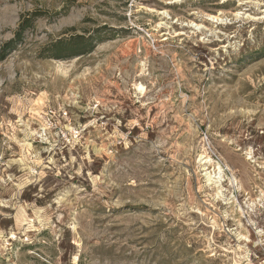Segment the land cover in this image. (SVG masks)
Listing matches in <instances>:
<instances>
[{
    "label": "rangeland",
    "instance_id": "374dc122",
    "mask_svg": "<svg viewBox=\"0 0 264 264\" xmlns=\"http://www.w3.org/2000/svg\"><path fill=\"white\" fill-rule=\"evenodd\" d=\"M0 264H264V0H0Z\"/></svg>",
    "mask_w": 264,
    "mask_h": 264
},
{
    "label": "bare ground",
    "instance_id": "6f19581e",
    "mask_svg": "<svg viewBox=\"0 0 264 264\" xmlns=\"http://www.w3.org/2000/svg\"><path fill=\"white\" fill-rule=\"evenodd\" d=\"M177 2V1H176ZM239 15V14H238ZM237 15V16H238ZM210 19L211 20H214V21H219L220 19H218V18H216V17H210ZM209 19V20H210ZM139 89H140V91L142 92V93H144V87H142V86H140L139 87ZM38 114V113H37ZM247 156H249V160L250 161H252L253 160V157H252V153H247L246 154ZM222 160L224 161V157L222 158ZM200 164L201 165H203L204 167H205V169H204V172L205 171H208L209 170V166L210 165H213V164H215V162H214V160H213V158L212 157H210V156H207V155H204V156H201L200 157ZM217 168L216 169H218V171H219V179L218 178H216L214 175H211L210 174V172L208 171V172H206L204 175L207 177V180H208V182H209V186H211V185H215L216 187H218V188H220V187H223L222 186V180H223V178H222V175L224 174V170H223V166H221V164L220 163H218L217 165ZM229 166V165H228ZM203 167V168H204ZM202 168V169H203ZM230 169H232V168H230ZM231 171V170H230ZM234 171V170H233ZM217 172V171H216ZM217 176V175H216ZM217 179V180H216ZM236 180V179H235ZM235 180H232L233 182H231V185L230 186H233V184L232 183H234L235 182ZM230 184V183H229ZM236 184V183H235ZM237 187V186H236ZM235 188V187H234ZM238 189V188H237ZM222 195H223V190H221V189H218V193H217V196L216 197H218V198H220V197H222ZM242 213V212H241ZM244 213V212H243Z\"/></svg>",
    "mask_w": 264,
    "mask_h": 264
},
{
    "label": "trees",
    "instance_id": "16d2710c",
    "mask_svg": "<svg viewBox=\"0 0 264 264\" xmlns=\"http://www.w3.org/2000/svg\"><path fill=\"white\" fill-rule=\"evenodd\" d=\"M30 26H31V20L30 19L25 20L20 25L17 36L20 37L22 35V33L24 32V30H27ZM75 39L76 40L68 41L67 43L64 40L63 41L61 40V41H58V43H55V45L52 46L53 51L51 50V52H56V53L58 52V53H57V55H53V56L57 59H61L62 55H59V54H61V52L63 50H65V47H67V46L72 45L71 50H73V53L80 51V49L83 47L88 46L87 42H85V39H83L82 37H78ZM78 44L80 45V47ZM68 50H69V48H68Z\"/></svg>",
    "mask_w": 264,
    "mask_h": 264
},
{
    "label": "built area",
    "instance_id": "2783aa9c",
    "mask_svg": "<svg viewBox=\"0 0 264 264\" xmlns=\"http://www.w3.org/2000/svg\"><path fill=\"white\" fill-rule=\"evenodd\" d=\"M61 118H62V120H68V112H64V114L61 116ZM59 129H60V132H61V134L63 135V138H65L66 139V141L69 139L68 138V133H65V132H62V131H64V129H62L61 127H59ZM73 133V132H72ZM71 134V133H70ZM78 131H76L75 133H74V135H75V138H78Z\"/></svg>",
    "mask_w": 264,
    "mask_h": 264
}]
</instances>
